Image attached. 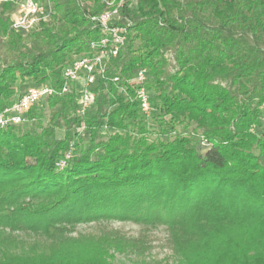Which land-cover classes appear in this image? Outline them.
Masks as SVG:
<instances>
[{"label":"trees","instance_id":"16d2710c","mask_svg":"<svg viewBox=\"0 0 264 264\" xmlns=\"http://www.w3.org/2000/svg\"><path fill=\"white\" fill-rule=\"evenodd\" d=\"M18 1L0 0V112L30 88L55 94L44 98L50 117L39 131L22 129L40 120L34 105L24 123L0 128V264H108V250L138 242L107 231L68 239L60 226L111 220L166 227L181 264H264V0L124 8L126 44L82 115L73 85L61 93L62 74L92 55L100 29L91 17L104 5L49 0L50 20L22 33L10 20ZM141 69L153 138L128 84ZM193 125L196 139L184 134ZM4 230L64 250L43 260L8 254Z\"/></svg>","mask_w":264,"mask_h":264},{"label":"built area","instance_id":"2783aa9c","mask_svg":"<svg viewBox=\"0 0 264 264\" xmlns=\"http://www.w3.org/2000/svg\"><path fill=\"white\" fill-rule=\"evenodd\" d=\"M98 1L104 5V9L100 14L91 17V21L100 29V38L91 42L89 46L92 55L77 57L63 70L62 74L61 93L68 92L73 85L79 106L77 113L81 115L94 102L92 86L95 81L103 77L107 64L119 56L126 44L128 24L120 23L123 9L126 7L132 9L138 2V0ZM51 15L52 7L49 0H19L15 12L10 17L11 26L17 32L29 33L41 23L48 22ZM79 80H82V86L77 89ZM146 82L147 71L141 69L135 73L128 84L134 89L135 100L139 104L142 116L149 118L152 107ZM54 94L55 92L48 86L28 89L19 101L0 112V128L24 123V116L33 105ZM69 156L70 153L65 154L64 159L56 163L59 170L66 166Z\"/></svg>","mask_w":264,"mask_h":264},{"label":"rangeland","instance_id":"374dc122","mask_svg":"<svg viewBox=\"0 0 264 264\" xmlns=\"http://www.w3.org/2000/svg\"><path fill=\"white\" fill-rule=\"evenodd\" d=\"M1 55L5 57L4 49H1ZM79 84V85H78ZM77 89L82 86V80L77 83ZM31 87L25 84L19 89L18 94H23L27 88ZM34 114L41 116L40 120L35 118L29 123L23 125L22 129L28 128L31 131H39V124L42 127L47 126L49 122L50 112L47 109L45 99H41L34 105ZM264 113V105L262 106ZM145 124L153 131L151 138L155 136L157 126L154 123L153 117L147 118ZM194 125L184 131V134H190L194 139L197 138L192 133ZM180 132H183L182 127H178ZM106 132V130H102ZM63 137V130L57 131V138ZM65 228L64 236L68 239L79 240L80 237L100 236L104 231L108 233H117L125 242L137 241L136 246L123 245L118 249L108 250L106 262L108 264H181L182 256L176 253L168 244V233L166 227L161 225H139L126 221H99L93 223L76 224L75 226H60ZM2 251L8 254L17 256H27L28 259L43 260L61 252V246H55L52 242L46 240L40 234L27 232L26 230H17L11 232L4 230L2 237ZM70 251V249L68 250Z\"/></svg>","mask_w":264,"mask_h":264},{"label":"crops","instance_id":"0c3cea01","mask_svg":"<svg viewBox=\"0 0 264 264\" xmlns=\"http://www.w3.org/2000/svg\"><path fill=\"white\" fill-rule=\"evenodd\" d=\"M79 85V84H78Z\"/></svg>","mask_w":264,"mask_h":264}]
</instances>
